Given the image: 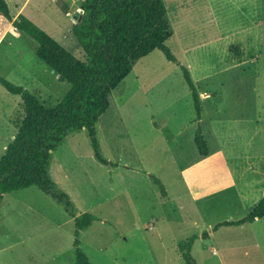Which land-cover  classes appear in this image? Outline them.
Wrapping results in <instances>:
<instances>
[{
    "label": "rangeland",
    "instance_id": "obj_1",
    "mask_svg": "<svg viewBox=\"0 0 264 264\" xmlns=\"http://www.w3.org/2000/svg\"><path fill=\"white\" fill-rule=\"evenodd\" d=\"M82 1L30 0L27 10L85 60L72 31ZM164 1L174 30L167 45L176 61L159 49L141 58L97 123L101 153L116 165L97 160L82 129L53 150L51 176L76 215L98 217L80 235L93 264H185L177 247L195 235L199 264H264V217L214 230L243 218L264 195V0ZM18 3L11 0L13 13ZM6 21L0 16V35ZM6 32L0 77L47 104L60 101L70 84L39 59L33 38ZM182 66L199 91L201 120ZM23 116L21 96L0 84V157ZM199 126L207 156L195 144ZM74 229L65 207L38 186L7 193L0 206V264H74Z\"/></svg>",
    "mask_w": 264,
    "mask_h": 264
},
{
    "label": "trees",
    "instance_id": "obj_2",
    "mask_svg": "<svg viewBox=\"0 0 264 264\" xmlns=\"http://www.w3.org/2000/svg\"><path fill=\"white\" fill-rule=\"evenodd\" d=\"M77 12L72 31L85 52V60L76 57L25 15L20 14L13 20L8 2L0 0V15L13 20L17 30L33 38L37 42L39 59L60 81L70 84L63 98L51 105L24 86L0 77V84L7 91L21 96L24 110L16 134L0 157V206L5 194L38 186L61 203L75 220L74 264H93L81 248L80 235L98 217L90 212L75 214L72 199L51 176L53 150L70 133L87 129L97 160L105 165H116L102 155L97 130L99 118L111 105L112 91L141 58L154 50H161L173 62L176 56L167 45L174 30L164 0H83ZM182 70L200 120L199 91L189 69L182 66ZM195 144L202 156L209 155L201 126L197 128ZM153 180L167 195L162 181L155 176ZM263 217L264 196L243 218L220 222L214 230L222 226H241ZM208 235L205 233L204 237ZM195 237L183 240L179 245L186 264H196L191 254Z\"/></svg>",
    "mask_w": 264,
    "mask_h": 264
},
{
    "label": "crops",
    "instance_id": "obj_3",
    "mask_svg": "<svg viewBox=\"0 0 264 264\" xmlns=\"http://www.w3.org/2000/svg\"><path fill=\"white\" fill-rule=\"evenodd\" d=\"M6 1H8V5L10 6V4H11V0H6ZM12 1H14L15 2V0H12ZM29 4H30V0H19V3L17 4V7H16V12L15 13H13L12 11H11V9H10V12H11V15H12V19L14 20V19H16V18H18V16L20 15V14H25V16L26 17H28V18H30L31 20L32 19H34V17H33V15H31L30 13V11H28L27 9L29 8ZM10 8V7H9ZM28 11V12H27ZM0 16H2V17H4V18H6L5 16H3V15H0ZM6 20H8V21H6L7 23V25H6V28L4 29V32H2V34L0 35V39L2 38V36H4L7 32V30L9 29V30H13L14 32H18L19 33V30H17L14 26H13V23H12V21L13 20H9L8 18H6ZM38 25V24H37ZM173 34H174V32H173ZM0 44H2V40H0ZM202 112H204L203 111V108H202ZM201 112V113H202ZM202 119V114H201V118H200V120ZM14 137V136H13ZM207 140V139H206ZM264 196V195H263ZM242 226V225H241ZM211 235L209 234L207 237H206V239H204V241H209L210 239H211V237H210ZM189 239V238H188ZM254 239H255V237H254ZM206 245V244H205ZM203 246H204V242H203ZM177 249L179 250V252L181 253L180 255H181V257L183 258V256H182V252H181V250H180V247H179V245H178V247H177ZM196 252H197V248H196V243H195V240H194V242H193V245H192V248H191V254H192V256L193 255H195L196 254ZM195 258V257H194ZM184 260V259H183ZM195 261H196V264H199V262H198V260H196V258H195ZM185 262V261H184ZM186 264V263H185Z\"/></svg>",
    "mask_w": 264,
    "mask_h": 264
},
{
    "label": "water",
    "instance_id": "obj_4",
    "mask_svg": "<svg viewBox=\"0 0 264 264\" xmlns=\"http://www.w3.org/2000/svg\"><path fill=\"white\" fill-rule=\"evenodd\" d=\"M78 17V12L75 13L74 18L76 19Z\"/></svg>",
    "mask_w": 264,
    "mask_h": 264
}]
</instances>
